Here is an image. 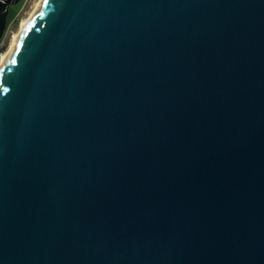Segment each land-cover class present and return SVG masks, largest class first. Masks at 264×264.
Listing matches in <instances>:
<instances>
[{
  "label": "water",
  "instance_id": "obj_1",
  "mask_svg": "<svg viewBox=\"0 0 264 264\" xmlns=\"http://www.w3.org/2000/svg\"><path fill=\"white\" fill-rule=\"evenodd\" d=\"M0 264H264V0H39L0 61Z\"/></svg>",
  "mask_w": 264,
  "mask_h": 264
},
{
  "label": "rangeland",
  "instance_id": "obj_2",
  "mask_svg": "<svg viewBox=\"0 0 264 264\" xmlns=\"http://www.w3.org/2000/svg\"><path fill=\"white\" fill-rule=\"evenodd\" d=\"M37 2L38 0H20L9 9L6 30L0 39V55L8 49L12 36L19 29L20 22L30 15Z\"/></svg>",
  "mask_w": 264,
  "mask_h": 264
},
{
  "label": "trees",
  "instance_id": "obj_3",
  "mask_svg": "<svg viewBox=\"0 0 264 264\" xmlns=\"http://www.w3.org/2000/svg\"><path fill=\"white\" fill-rule=\"evenodd\" d=\"M20 0H0V39L2 38L6 26L9 9L19 3Z\"/></svg>",
  "mask_w": 264,
  "mask_h": 264
},
{
  "label": "bare ground",
  "instance_id": "obj_4",
  "mask_svg": "<svg viewBox=\"0 0 264 264\" xmlns=\"http://www.w3.org/2000/svg\"><path fill=\"white\" fill-rule=\"evenodd\" d=\"M38 2H39V0H38ZM38 2L36 3V5L38 4ZM36 5H35V7H36ZM35 7H34V8H35ZM32 11H33V10H32ZM30 14H31V13H30ZM29 17H30V15H29L26 19H24V20H22V21L20 22L19 27H18L19 29H18L17 33H15V34L12 36V38H11L10 45H11V43L13 42L15 36L18 34V32L24 27V25H25V23L27 22V20L29 19ZM10 45H9V46H10ZM5 52H6V51H5ZM5 52L2 53V54L0 55V61H1L2 57L4 56Z\"/></svg>",
  "mask_w": 264,
  "mask_h": 264
}]
</instances>
